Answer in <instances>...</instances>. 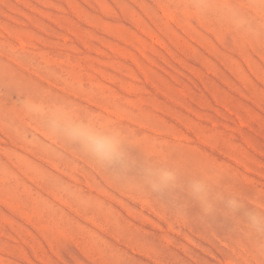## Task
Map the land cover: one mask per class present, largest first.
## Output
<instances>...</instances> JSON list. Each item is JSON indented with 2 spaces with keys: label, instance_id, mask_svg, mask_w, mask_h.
Returning <instances> with one entry per match:
<instances>
[{
  "label": "rangeland",
  "instance_id": "1",
  "mask_svg": "<svg viewBox=\"0 0 264 264\" xmlns=\"http://www.w3.org/2000/svg\"><path fill=\"white\" fill-rule=\"evenodd\" d=\"M189 2L0 0V264H264L219 212L201 224L175 190L165 199L189 218L174 216L19 107L32 96L99 113L139 137L125 146L138 165L219 173L264 208V0H201L198 15Z\"/></svg>",
  "mask_w": 264,
  "mask_h": 264
},
{
  "label": "clouds",
  "instance_id": "2",
  "mask_svg": "<svg viewBox=\"0 0 264 264\" xmlns=\"http://www.w3.org/2000/svg\"><path fill=\"white\" fill-rule=\"evenodd\" d=\"M187 7L192 14L198 15L206 5L201 0H190ZM229 23L240 31L250 29L248 21L238 15L230 16ZM18 103L21 111L34 120L46 135L78 149L108 172L114 182L156 199L181 219L189 218L186 204L176 199H165V195L175 190L184 192L199 206V214L193 219L212 226L211 221L219 212L232 222L253 253L264 257V208L249 204L246 197L224 185L219 173L206 172L182 181L177 169L163 160L145 155L143 164L138 165L125 146H135L139 137L99 113H84L71 104L32 96H24ZM134 169L136 174L129 175ZM64 191L85 206L91 204L88 198L69 188Z\"/></svg>",
  "mask_w": 264,
  "mask_h": 264
}]
</instances>
